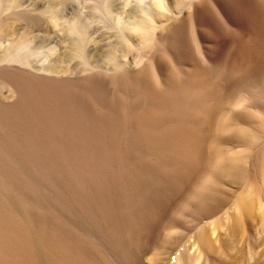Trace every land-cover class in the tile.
I'll list each match as a JSON object with an SVG mask.
<instances>
[{
	"label": "bare ground",
	"instance_id": "1",
	"mask_svg": "<svg viewBox=\"0 0 264 264\" xmlns=\"http://www.w3.org/2000/svg\"><path fill=\"white\" fill-rule=\"evenodd\" d=\"M16 1L18 0H0V41L7 37L9 38V36L16 37H14V39L10 37L12 41L9 39L11 41L9 46H4L6 48L3 47L4 50L2 55L0 54V62L10 59L13 61L14 59L12 58H17L20 51L27 46L31 38H33L29 30H26L22 34H19L17 31L19 35L16 36L17 32L15 31L17 28L15 25L17 22L20 21L21 23V20L29 21L30 24H32L31 28H35L39 31L47 32L49 30H54L59 26L58 20L63 14L61 11L62 7L64 8L69 0H49L47 8L44 10V13L48 15L45 14L47 19L45 20V18H43L44 22H41V20L38 19L39 17L30 18L28 14L29 18L25 14L26 18L21 15L18 17V13L17 17L12 14V16L8 15L9 17L3 18L2 11L10 9L12 6L14 7L17 3ZM93 1L94 4L88 7L89 19L103 20L104 17L111 18L108 23H110V21H112V23L107 26L108 28L106 27V29L112 27L117 34H115V36L118 37L117 44L111 45L107 52L108 64L111 66L112 70H114V75L112 78L110 77L109 80L111 81L112 79V81H115L118 85L120 84V86L131 87L133 92L138 93L139 96H134L135 104L133 103L135 108L139 109L138 112L135 111L134 113L133 109H131L134 115L128 116L127 113V115H120L125 122L123 128H129V124L136 126L135 131L138 137L137 139L143 142L141 145L137 142L134 144V141L132 143L135 149L139 146V151L136 150V154L139 153V156L137 159L135 158V162L133 161L132 163L135 164V172H128L119 176L117 175V169H115L117 167L119 168V166H114V168L113 165L115 163H113L111 167V164H108V162L107 164L111 167L112 172L116 170L114 171L116 173L108 175L110 168L108 169L109 172L106 169L107 171H105L107 174L105 172V174H101L102 178L95 177L96 174H93V172L92 174H87L88 172L85 173L82 167L85 174L81 173V170L75 173L71 171L72 169H66V171L69 170L71 173L73 172L70 176L68 174L69 185H67L68 183L66 184L60 181V177L53 175L56 176L57 179L60 178L58 180L61 184H66V187L63 185L58 186L59 184L55 177L53 180H56V185L53 187H51L53 183L49 185L50 187L43 186L44 183V185H47V181H43L44 183L40 186V183L37 184L35 180H31L32 184H37L39 186L25 187L27 189H21L23 190L22 192L19 188L15 187L14 184L16 183H13V177H10L12 180L8 177L11 173H8V176H4L2 175L4 172H0V264H264V198H262L264 191L262 195H257L253 187H247L243 189L242 192H239L237 189L238 185H242L249 179L250 172L252 171L251 169L249 172L252 165L250 164L249 158L253 156L249 154L253 151V147L256 148L255 154L257 153L258 156H260L258 160H260L262 166H264V147L260 146L261 142L259 143L261 139L264 141V133L260 135L256 131L246 127L239 129L241 128V124H245V122L252 120L255 111L264 107V10L263 12L261 11L262 9L258 10L261 6V0H244L248 6L243 8L247 9V7H249V12L247 14L245 13V15L243 14V9V11H241V13L243 12L241 14L242 16H240L239 12V2L242 0H171V3H169V0H151L149 4H143L142 0H138L137 4L133 5L135 7L131 10L129 9V12L127 11L128 13L124 12L125 14H123V10H121L123 6L125 7L123 1H121L123 5L120 3L121 7H119L122 13L116 12L113 5L110 4L112 1L110 3L107 2L108 0ZM130 3L128 4V8H132ZM261 4H264V2ZM212 5L224 13L228 19L227 22L230 21L231 24H236L242 17L243 20L247 18L249 23L252 22L258 26L260 32L258 34H260L259 36L261 38H259L261 41L259 40L260 42L252 47L255 50L254 54L252 53V56H254L253 59L257 57V60L258 58L260 60L256 62L258 65L255 63V67L249 66L250 68H248L243 65L235 66L232 62L231 65H227L225 62L222 63V61L215 62L212 57H210L211 55L209 56L213 49L210 48L211 52L209 48H207L209 51H205L206 47L203 43L208 42H204L201 37L206 35L207 37L205 38L208 39V34L206 33L205 35L199 36L200 33L196 31L197 23L199 22V26H201L202 22V27H207L208 24L209 29L211 25L212 27L214 26L211 29L212 31H214L213 29L222 27V25L227 26V23L223 20L221 23L217 22V14H215V11L210 10L212 9ZM209 6H211V8ZM185 9H187V11L189 10L188 15L185 14L187 17L178 20V15H181ZM125 10L126 8L124 11ZM261 12L262 15L260 14ZM243 15H245V17H243ZM88 23L90 22H87L85 17L82 19L79 16L67 22L66 25H63L61 31L63 32L62 38L68 41L69 44L68 49L70 51H68V53L77 57V59H79L78 61L82 60L84 69H87L89 66L86 61L89 56L86 58V53L92 39L90 30L91 25ZM26 24L28 25V23ZM241 25L239 24V26ZM250 25L251 24H249V26ZM242 27L246 30L244 25L241 27L236 26V28ZM211 30H209V32ZM216 30L220 31V29ZM248 30L249 29H247V31ZM250 30L252 38V33H254L252 30H254V28H250ZM240 32L244 33L246 31ZM204 33L203 31L201 34ZM241 33H239V35ZM187 34L188 38L186 36ZM220 34L221 37L223 31ZM233 34L234 37L238 35V33H236L237 35L235 36L234 32ZM248 34L250 35V31ZM219 35H210L209 38L211 39L212 36L217 37ZM225 35L227 34L225 33ZM257 36L258 35H256V37ZM117 37L115 38L116 40ZM216 37H212V39L215 40ZM221 38H223V36ZM217 40L219 42V39ZM255 41L257 42L258 40L256 39ZM213 43L216 44L217 42ZM106 44L107 43L104 45L103 43L104 48ZM2 46L3 44H1L0 47ZM215 48L214 50H216ZM207 51L210 53H206ZM100 52L103 51L100 50ZM132 53H135V56L132 57L138 58L139 62L142 63V66L136 71H130L124 65V58ZM23 57L25 61L28 58L26 56ZM215 57H217V61H220L222 58L221 56L218 60V56L215 55ZM64 58L67 57L64 56ZM68 59L70 58L68 57ZM133 59L132 61H134ZM27 60L29 61V59ZM61 61L62 59L58 58L53 63L49 62L50 64L48 63L46 68L49 72L53 70L65 74L68 70L66 67L64 68L60 65ZM234 62H237V60ZM25 63L27 64V62ZM136 63L134 62L133 65ZM161 63H164L163 65L165 66H161ZM4 64L6 63L4 62ZM13 65L16 64L14 63ZM104 65L106 64L104 63ZM136 66H138V63ZM43 67L41 69H43ZM130 68L132 69V66ZM0 73L3 74L6 72L4 69H0ZM3 76L0 77V79L3 78ZM102 77L101 75V78ZM98 78H100V75H98ZM10 80L12 82V78ZM87 80L88 79H86V81ZM51 81H54V79ZM20 82L21 81H19V84H22ZM52 83L53 82H51V84ZM6 84L7 83H3L5 88L8 86ZM1 85L2 82L0 81V87ZM32 85L30 87H32ZM12 86L13 84H11V87ZM17 86L18 82L15 87ZM22 87H24V85ZM2 88L3 87H1V89ZM12 88L15 89L14 87ZM16 89H18V87ZM30 90L33 89L28 88L25 90V93ZM45 90L47 89H44V91ZM16 92L18 93V90L13 91L12 98L15 97V94H17ZM133 92L132 94H135ZM22 93L19 90L18 94L23 95ZM29 93L26 94L27 97ZM121 93L124 92L121 91ZM121 93L118 91V94L122 95ZM142 93L146 96L143 97L144 95ZM18 94V98H15V102L20 101ZM30 95L33 96L34 94L31 93ZM30 95L28 99H26L27 101L31 100ZM36 96L37 95H35V97ZM40 97L42 98V96ZM40 97H36V100L33 98L30 104L32 105L34 100H41L38 99ZM146 97L148 102L143 99ZM100 99H102V97ZM13 102L11 104H13ZM0 103L2 104L3 102L0 101ZM36 103L37 102H35V104ZM119 103L124 106L125 103L122 97L119 98ZM11 104L6 105L4 103L2 104L3 106L0 105L4 110L3 115L7 113L6 115L11 117L10 115L12 114L10 111V113L7 111L5 112V110H7L6 106H10ZM23 104H21L22 108H24ZM13 105H15L16 108L18 104ZM13 105L11 107L14 108ZM128 105L130 104L128 103ZM45 107H47V105ZM13 108H10V110H13ZM17 108L19 109L20 107ZM35 109L37 110V108ZM122 109L125 111L124 107ZM109 110L113 111L111 108ZM117 110L119 111L120 109L118 108ZM154 110H156V113L157 111L164 112V115L171 114L175 117V120L168 116L172 119L170 120V124L163 125L161 123L167 120V117L161 119L164 118L163 115V117H159L160 121L162 120L161 123H154L152 119L154 117H150V115L155 112ZM110 113L108 112V114ZM113 113L111 116H113ZM118 114L115 116H118ZM3 115L2 117H5ZM158 115L160 114L158 113ZM13 116H15L14 113ZM2 117L0 118L2 119ZM156 117L158 118V116ZM157 118L154 119L156 122ZM1 119L0 122L4 120ZM13 120H17L16 117ZM13 120L8 119L7 121ZM253 120H255V118ZM118 121L121 122L120 119ZM10 124L8 125L9 127ZM126 124H128V126H126ZM119 125L121 126V123ZM2 127L5 126H0V128ZM115 127H117V125ZM262 127L261 130H263ZM123 128H121V130ZM13 129L15 128L13 127ZM19 129L16 130L19 131ZM11 132L13 133V130ZM115 132L117 134L118 130L114 131L113 128L111 132L112 137L113 135L116 136V134H114ZM119 132V136L121 137L120 129ZM14 134L15 139H17L16 136L19 134H16V131ZM9 135L6 136L9 137ZM105 135H107V140H112V137L108 138L110 134L106 133ZM117 137L118 136L115 138ZM29 141L27 142L28 144H30ZM129 141L130 138L128 142ZM38 142L39 141L34 139V144ZM42 142L43 140H41V143ZM103 142L104 140L102 143ZM111 142L112 141H109V143ZM114 142L120 143V141L117 140L113 141L111 144H114V147L117 144ZM23 143L26 144L25 142ZM126 143L127 142H125V144ZM3 144L2 142V146L6 145ZM24 144L22 145L24 146ZM111 144L109 146H111ZM132 144L128 143V145L131 146ZM12 145L15 144L12 143ZM36 146L37 145H35V147ZM112 146L109 148L110 150L107 148L110 153L105 150L106 147L100 146L105 150H101L103 152L102 154L105 156V152L107 151L106 153L111 155ZM27 147L29 148V146ZM17 148L18 147L15 149ZM123 148L124 147H121V152ZM237 148H241V150L237 151ZM54 149L52 148V150H50L49 148V151L53 152ZM98 149L100 150V148ZM42 150L46 151L44 149ZM56 150L58 149H55L54 153L57 152ZM99 150H97V152H99ZM118 150L120 151V148H118ZM126 150L123 149V152ZM132 150L133 148H131V151ZM20 151L22 152L23 150ZM28 151L27 153H29ZM115 151H117V149ZM34 152L33 154H35ZM127 152L128 151H126V153ZM126 153L124 152V154ZM45 154L46 156L43 157L44 159L47 158V153ZM11 155L15 158L12 152ZM57 155L55 159H57ZM117 155H113V157L109 156L110 160L112 158L116 159L115 157ZM38 156L40 157V154ZM50 156H48L47 160H49ZM65 156L67 157V155ZM65 156L58 157V159L62 158V161L65 159ZM121 156L122 155L119 157ZM254 156L253 158H256V156ZM53 157L55 156L50 157V159L53 160ZM144 157L147 159L152 158L151 162H146ZM100 159L103 160V158ZM27 160L29 162V159ZM33 160L35 162V159H32V161ZM124 160H127V163L131 161V159L126 158ZM254 160H251V162ZM32 161H30L31 164L28 163L29 165L25 164L27 170L29 166L32 165ZM43 161L45 162V160ZM83 161H85V158ZM112 161L114 162L113 159ZM37 162L38 161H36V164ZM44 162L43 164L45 166L50 163L47 162L46 164ZM99 162L103 165L106 161L102 163L100 160ZM5 163L8 162L6 161ZM55 163L57 162L55 161ZM75 163L76 162H73V165ZM122 163L123 162L119 164ZM17 164H20L19 161ZM83 164L85 165V163ZM117 164L116 162V165ZM53 165L54 164H52V166ZM58 165V171H60L61 165L59 161ZM6 166L4 165L3 168ZM37 166V168H39V166L41 167L39 162ZM122 166L120 165V168ZM124 166L126 167L125 164ZM15 167L13 169H16ZM57 167L58 166H56V168ZM3 168L2 170H4ZM44 168L46 169V167ZM100 168L102 169V167ZM7 169L9 170L10 168ZM13 169L12 171H14ZM36 169L34 172L37 171ZM86 169L88 171V168ZM49 170H46V172H49ZM53 170L52 172L57 169ZM112 172L110 174H112ZM30 173L32 176L33 172H29L28 176ZM64 173L66 172L64 171ZM35 176L37 175L32 177L35 178ZM46 176H44V179ZM65 176L63 174L61 177L65 178ZM17 177H15L16 181ZM47 177L49 178V176ZM22 178L23 182L26 183L27 180L25 182L24 177ZM18 181L20 182V180ZM21 185H19V187ZM232 197L234 201L232 203L231 200L230 203H232L233 213L228 212V210L223 211L222 209L225 203L227 200L232 199ZM220 215L223 216L220 217ZM254 223L256 224L253 225ZM257 233L261 235V238L258 240H256V236H258Z\"/></svg>",
	"mask_w": 264,
	"mask_h": 264
},
{
	"label": "rangeland",
	"instance_id": "2",
	"mask_svg": "<svg viewBox=\"0 0 264 264\" xmlns=\"http://www.w3.org/2000/svg\"><path fill=\"white\" fill-rule=\"evenodd\" d=\"M48 1L49 0H18V1H16L17 3L14 5V7L12 6V7H10V9H6V10H3L1 13L3 14V16H2V14H1V16L3 17V18H6V17H9L8 15H10V16H12V14H13V16H18V14H19V16L18 17H20V15L22 16V17H25V15H29L30 16V18H32V17H36V18H38V19H40L41 20V22L43 21L44 22V19L43 18H45V20L47 19V14L46 13H44V10L47 8V6H48ZM112 1V2H111ZM121 1H123L124 2V5H125V7L123 6L122 8H121V10H123V14H125L127 11L129 12V9L131 10V9H133L135 6H133V5H135V4H137V2H138V0H135V1H133V0H108L107 2H111L110 4L111 5H113V8L116 10V12H119V13H122V11H120L119 9V7H121L120 6V3H121V5H123V2H121ZM174 1V0H173ZM127 2H131L130 4H131V6H132V8H128V4L129 3H127ZM136 2V3H135ZM145 2V3H144ZM261 3H263L264 2V0L262 1H260ZM259 2V3H260ZM125 3H127V4H125ZM142 3L143 4H149V3H151V0H142ZM169 3H171V0H169ZM240 4V8H239V12H240V16H242L241 14L243 13H241V11H243V7H246V6H248L247 4H246V1H244V0H242V1H240L239 2ZM260 3V9H258V10H261L262 12H263V10H264V4H261ZM91 4L93 5L94 4V1L93 0H69L68 2H67V5L66 6H64V8L62 7V10L61 9H59V10H61L62 11V17L58 20V24H59V26L56 28V29H54V30H49V31H47V32H45V31H39V30H37V29H35V28H31L32 27V24H30V22L29 21H24V20H21V23H20V21L19 22H17V24L15 25V27L17 28V30L15 31V32H19V34H22L23 32H25L26 30H29V33H30V35H31V37H33V38H31V41L29 42V44L27 45V46H25L21 51H20V53H19V55H18V57L17 58H12V59H14L13 61L10 59V60H8V61H4L6 64H4V62H0V69H4L5 70V72L6 73H0V77H2L3 75V78H1L0 79V81L2 82V85H3V83H7L6 85H8V86H6V88L4 87V85L2 86L1 85V87H3L2 89H1V87H0V91H1V93H0V95H2V96H0V101L1 102H3L2 104H6V105H9V104H11L13 101V104H18V105H16L17 107H20L19 109L16 107L15 108V105H13V104H11L10 106H6V108H7V110H5V112L7 111L8 113H10L11 112V114L12 115H10L11 117H8V115H6L7 113H5V115H3L4 114V110H3V108H2V104L0 103V105H2V106H0V117H2V115L3 116H5L6 117V120H5V117H2V119H4L3 121H1L0 122V124H2V123H6V124H2V125H0V126H5V127H2V128H0V138H2V139H0V172H4L2 175H4V176H6L8 173L10 174V176H8L9 178L10 177H13V180H12V178H10L12 181H13V183H16V184H14L15 185V187L16 188H19L20 190L21 189H27L28 187H32V186H36L37 184H39L40 186H42V184L44 183V182H46L47 183V185H44L43 184V186H45V187H50L49 185H51V183H53L52 185H51V187H53V186H55L56 185V180H57V183L59 184H57L58 186H67V185H69V183H68V181H69V178H68V174H69V176L71 175V174H73V172H79L80 170H81V173H87V174H92V172H93V174H96L95 175V177L97 176V177H101V174L103 175V173L105 172L106 174H107V170L109 169L110 170V172H109V170H108V172H109V174L108 175H113V173L115 174L116 172H114V171H116V170H114L113 172H112V170H111V167H112V165H113V163H115L114 165H113V167L114 166H119V168H120V165L122 166L120 169L117 167V168H115V169H117V175H124V174H126V173H128V172H135V169H136V167L134 166L135 164H132L133 163V161L135 162V160L138 158V156H139V153H137L136 154V150H138V148H139V146L138 145H136V146H138V147H136V149H135V147H133V145L134 144H136L135 142H137L138 144H143V142L142 141H140V139H137L138 137H137V134H136V126H133L132 124H129V126H128V124H126V126H128L129 128H127V127H124L123 128V126H125V122H124V120H123V117H121V116H123V114H125V115H127L128 114V116L129 115H134L132 112L134 111V113H135V111H137L138 112V108L136 109L135 108V106H134V104H135V101H134V99H135V97L134 96H136V97H139L138 96V93H135V92H133V89L131 88V87H128V86H123V85H121L120 86V84L118 85V83H116L115 81H112V79H111V81L109 80L110 79V77L112 78V76L114 75V70H112V68H111V66H109V64H108V61H107V52H108V50H109V48H110V46L111 45H116L117 44V41H118V37L117 36H115V30L112 28V27H109V29H106V27L107 26H109L111 23H112V21H110V23H108V21H109V19H111V18H103V20H101V19H94V20H92V18H90L89 19V17L90 16H88L89 14H88V12H89V9H88V7L89 6H91ZM210 4V3H209ZM246 4V5H245ZM119 5V6H118ZM127 5V6H126ZM17 6V7H16ZM117 6V7H116ZM131 6H129V7H131ZM61 7H59V8H61ZM84 7V8H83ZM87 7V8H86ZM210 8H211V6H209ZM262 7V8H261ZM126 8V10L124 11V9ZM209 8V9H210ZM215 6H213L212 5V9H210V10H213V11H215V14H217V22H222V20L224 21V22H226L227 23V26L225 25H222V27H220V28H216V29H220V31H218V30H216V29H213L214 31H212L211 29L214 27H212V25H211V28L209 29V25L207 24V27H205V29H204V27H202V22H201V26H199V22L197 23V25H196V31H197V33H200V35L199 36H202V35H205L206 33L208 34V39L207 38H205V37H207L206 35L205 36H203V37H201V38H203L202 40L204 41V42H208V43H203L204 44V46L206 47V49H205V51L206 50H208L207 48H209V50H210V48H212L213 49V51L211 52V50H210V52L211 53H213V54H211L210 52H206V53H210L209 54V56L210 57H212V59H213V61H215V62H221L222 61V63H224L225 62V64H227V65H231V62H232V64L233 65H237V66H239V65H243V66H245V67H248V68H250V67H255V63L256 62H259L260 60H259V58H258V60H257V57H255L254 59H256V60H254L253 59V57L254 56H252L253 54H254V48H252L256 43H258V42H260L261 40H260V34H258V33H260L259 32V28H258V26L257 25H255L254 23H252V22H250L249 23V21L247 20V18H245L244 20H243V18L241 19V20H243V21H241L240 19L236 22V24L235 23H230V21L229 22H227V17L225 16V14L224 13H222L218 8H216ZM72 9H73V11H72ZM83 9V10H82ZM80 10V11H79ZM216 10H218V11H216ZM247 10V11H246ZM42 12V13H41ZM74 12V13H73ZM80 14H79V13ZM125 12V13H124ZM127 12V13H128ZM249 12V7H247V9L245 8L244 9V13L243 14H247ZM262 12L260 13L261 15H262ZM14 13H15V15H14ZM18 13V14H17ZM188 13H189V10L187 11V9H185V10H183V12L181 13V15H178V20L181 18V19H184V18H186L187 17V15H188ZM17 14V15H16ZM25 14V15H24ZM44 14V15H43ZM45 14L47 15V16H45ZM185 14H187V15H185ZM222 14H224V15H222ZM245 14V15H246ZM27 15V16H28ZM84 15V16H83ZM219 15V16H218ZM222 15V16H221ZM245 15H243V17H245ZM263 15H264V13H263ZM29 16H28V18H29ZM80 16V18H86L87 19V22H90V23H88V24H90L91 25V28H90V30H91V41H90V46L88 45V48H87V53H86V58H87V62H88V64H89V66H88V68L87 69H84V64H83V61L82 60H80V61H78L79 59H77V57H75V56H72L71 54H69L68 53V51H70L68 48H69V44H68V41H66V40H64L62 37H63V32H61L62 31V26L63 25H66L67 24V22H69L70 20H72V19H74V18H76V17H79ZM87 16V17H86ZM181 16V17H180ZM221 16V17H220ZM40 17H42V18H40ZM247 17V16H246ZM26 18V17H25ZM220 18H222V19H220ZM107 19V20H106ZM90 20V21H89ZM11 21H14V20H11ZM106 21V22H105ZM241 21V22H240ZM245 21V22H244ZM23 22V23H22ZM24 22H25V24L26 23H28V25L26 26L25 24H24ZM93 22V23H92ZM32 23V22H31ZM246 23H248V24H246ZM24 24V25H23ZM34 24V23H33ZM105 24H107V25H105ZM214 24V23H213ZM239 24L241 25V26H243L244 25V27H246V30H245V28H236V26L237 27H241V26H239ZM249 24H251L250 26H249ZM205 25V24H204ZM246 25V26H245ZM101 26H103V27H101ZM232 26V27H231ZM235 26V27H234ZM247 26H248V28H247ZM99 27V28H98ZM104 27H105V29H104ZM201 27V28H200ZM31 28V29H30ZM108 28V27H107ZM250 28L251 29H253L254 28V30H252L254 33H252V38H254V39H252L251 38V30H250ZM19 29V30H18ZM223 29V30H222ZM232 29V30H231ZM234 29V30H233ZM247 29H249L248 31H247ZM111 30V31H110ZM200 30V31H199ZM209 30H211L210 32H209ZM96 31H97V33H96ZM199 31V32H198ZM205 32L204 34H201L202 32ZM217 31H218V33H217ZM223 31V34H222V36H223V38H221L220 37V33ZM224 31H225V33L227 34V35H225V33H224ZM231 31H232V33H231ZM240 31H242V32H244V31H246V32H244V33H241ZM250 31V35L248 34V32ZM18 32H17V34H16V36L17 35H19L18 34ZM21 32V33H20ZM215 32V33H214ZM220 32V33H219ZM228 32H229V34H228ZM233 32L235 33V36L237 35L236 33H238V35L237 36H239V37H234V34H233ZM102 33V34H101ZM239 33H241L240 35H239ZM107 34V35H106ZM219 35V36H215L216 37V41L214 40V39H212V37L213 38H215L214 36H212L211 37V39L209 38V36L210 35ZM232 34V35H231ZM117 35V34H116ZM225 35V36H224ZM228 35H230V36H228ZM243 35H247L246 37L245 36H242ZM256 35H258L257 37H256ZM102 36H104V37H102ZM106 36V37H105ZM110 36V37H109ZM187 36V38H188V34L186 35ZM241 36V37H240ZM254 36V37H253ZM14 39V37L13 36H9V38L7 37V38H5V39H3V40H1L0 41V46H1V44H3V46L2 47H0V54L2 55V53H3V50H4V48H6V47H8L9 46V44L11 43V41H12V39ZM51 37V38H50ZM117 37V40L115 39ZM227 37V38H226ZM233 37H234V40H233ZM255 37H256V39L258 40L257 42L255 41L256 39H255ZM260 37V38H259ZM16 38V37H15ZM105 38V39H104ZM110 38V39H109ZM111 38H112V40H111ZM230 38V39H229ZM11 41H10V40ZM50 39V40H49ZM206 39H207V41H206ZM217 39H219V42H218V40ZM235 39H237V40H235ZM242 39V40H241ZM251 39H252V41H254V42H252L251 41ZM6 42H5V41ZM64 40V41H63ZM106 40V41H105ZM116 40V41H115ZM210 42H209V41ZM212 40H214V41H212ZM260 40V41H259ZM66 41V42H65ZM236 41V42H235ZM249 41H250V43H249ZM46 42H48V43H46ZM110 42H112V43H110ZM212 42V43H211ZM213 42H217L216 44L215 43H213ZM102 43V44H101ZM103 43H104V45H105V43H107L106 44V46H105V48H104V45H103ZM115 43V44H114ZM253 43V44H252ZM7 45V46H6ZM4 46H6V47H4ZM215 46H216V48H215ZM4 47V48H3ZM101 47H103V48H101ZM222 47V48H221ZM94 48V49H93ZM214 48L216 49V50H214ZM251 48H252V50H251ZM27 49V50H26ZM29 49V50H28ZM68 49V50H67ZM97 49V50H96ZM60 50V51H59ZM100 50H102L103 52H100ZM240 50V51H239ZM245 50V51H244ZM99 51V52H98ZM215 51H216V54H215ZM68 53V55H67V53ZM97 52V53H96ZM242 52V53H241ZM246 52V53H245ZM103 53V54H102ZM253 53V54H252ZM25 54V55H24ZM98 54H99V58L100 57H102V58H100V61H99V58H98ZM100 54H102V55H100ZM220 56H219V55ZM244 54V55H243ZM251 54V55H250ZM51 55V56H50ZM60 55V56H59ZM191 55H192V53H191ZM215 55L216 56H218V60L221 58V56H222V58H221V60L220 61H217L216 59H217V57H215ZM20 56V57H19ZM23 56H26V57H28L27 59H29V61L26 59V61L23 59L24 57ZM50 56V57H49ZM64 56L65 57H67V58H64ZM96 56V57H95ZM132 56H135V53H132V54H129L126 58H124V61H125V63H124V65L128 68V70H130V71H132V70H134V71H136V70H138L141 66H142V63L141 62H139V60H138V58H135V57H132ZM193 56V55H192ZM214 56V57H213ZM240 56V57H239ZM68 57L70 58V59H68ZM72 57V58H71ZM122 57V56H121ZM194 57V56H193ZM239 57V58H238ZM243 57V58H242ZM252 57V58H251ZM49 58V59H48ZM58 58H61L62 59V61H61V64L60 65H62V67H66V69L68 70L67 71V73H61L60 71V73L58 72V71H53V70H50L51 72H49V70L46 68L47 67V64L49 63V62H54L56 59H58ZM95 58V59H94ZM134 58V59H133ZM65 59H67V60H65ZM97 59H98V61H97ZM126 59V60H125ZM132 59L134 60V61H132ZM135 59H137V60H135ZM253 59V60H252ZM22 60V61H21ZM24 60V61H23ZM47 60V61H46ZM96 60V61H95ZM225 60V61H224ZM229 60V61H228ZM237 60V62H234V61H236ZM240 60V61H239ZM13 63H12V62ZM15 61V62H14ZM20 61H21V63H20ZM66 61V62H65ZM103 61V62H102ZM106 61H107V63H106ZM123 61V62H124ZM126 61H128V62H126ZM25 62H27V64L25 63ZM29 62V63H28ZM138 63V66H136V64H134L133 65V63ZM227 62V63H226ZM229 62V63H228ZM246 62V63H245ZM12 63V64H11ZM16 64V65H13V64ZM25 63V64H24ZM72 63V64H71ZM82 63V64H81ZM104 63L106 64V65H104ZM127 63V64H126ZM50 64V63H49ZM78 64H80V65H78ZM131 64V65H130ZM164 63H161V66H165V65H163ZM22 65V66H21ZM96 65V66H95ZM130 65V66H129ZM256 65H258L257 63H256ZM31 66V67H30ZM34 66V67H33ZM44 66V67H43ZM77 66V67H76ZM129 66V67H128ZM132 66V69L130 68ZM250 66V67H249ZM3 67H5V68H3ZM26 67V68H25ZM43 67V69H41ZM76 67V68H75ZM93 67H94V70H93ZM7 68H8V71H7ZM13 68V69H12ZM20 68V69H19ZM45 68V69H44ZM133 68H135V69H133ZM165 68V67H164ZM12 69V70H11ZM38 69V70H37ZM47 69V70H46ZM11 70V71H10ZM15 70V71H14ZM19 70V71H18ZM44 70V71H43ZM86 72H85V71ZM103 70V71H102ZM17 71V72H16ZM22 71V72H21ZM52 71H53V73H52ZM9 72V73H8ZM13 72V73H12ZM75 72V73H74ZM97 72V73H96ZM104 72V73H103ZM7 73H8V76H7ZM20 75H19V74ZM72 73V74H71ZM96 73V74H95ZM101 73H103V74H101ZM6 74V75H5ZM15 76H14V75ZM94 74V75H93ZM105 74H107V75H105ZM17 75V76H16ZM98 75H100V78H98ZM101 75L103 76L102 78H101ZM108 75H109V77H108ZM89 76V77H88ZM96 76V77H95ZM107 78H106V77ZM8 79H7V78ZM12 78V82H11V79ZM16 78V79H15ZM18 78V79H17ZM19 78H21V79H19ZM22 78H24V79H22ZM93 78V79H92ZM7 79V81L5 82V80ZM50 80V84H51V82H53L51 85L49 84V80ZM54 79V81H51V80H53ZM86 79H88L87 81H86ZM95 79V80H94ZM109 81H108V80ZM8 80H10V81H8ZM17 80V81H16ZM21 81L20 83H22V84H19V81ZM24 82H23V81ZM48 80V81H47ZM72 82H71V81ZM106 80V81H105ZM15 81V82H14ZM10 82H11V84H13V86L12 87H14L15 89H13L12 87H11V84H10ZM17 82H18V89H16L17 87H15V85L17 84ZM93 82V83H92ZM102 82V83H101ZM10 85H9V84ZM33 85H32V84ZM48 83V84H47ZM96 84H98V85H96ZM114 84V85H113ZM115 84H116V86H115ZM24 85V87H22V86ZM32 85V87H30ZM89 85V86H88ZM111 85V86H110ZM118 85V86H117ZM19 86H21V87H19ZM8 87V88H7ZM19 88H23L22 90L21 89H19ZM33 89V90H30V91H26L27 93H29V92H31V93H33L34 95L33 96H31L30 94L31 93H29L28 94V97H29V95H30V98H31V100H33V98L36 100V97H40V96H42V98L40 97V98H38V99H43L42 101L41 100H39V101H35L34 100V103L31 105L30 103H31V100H26V99H28V97H27V93H25V90H27V89ZM97 88V89H96ZM44 89H47V90H45L44 91ZM90 89H91V91H90ZM92 89H94V90H92ZM111 89V90H110ZM3 90V91H2ZM17 91L18 90V93H19V90H20V92L22 93V91H23V95H20V94H18L17 92V94L19 95V98H20V101H18V102H15V100L18 98L17 97V94H15V97H11L12 96V93H13V91ZM41 91V92H40ZM89 91H90V93H89ZM118 91L121 93V91L122 92H124V93H121L122 95H120V94H118ZM127 91V92H126ZM133 93H135V94H132V92ZM93 92V93H92ZM109 92H110V94H109ZM107 93V94H106ZM106 94V95H105ZM118 94V95H117ZM143 94V93H142ZM35 95H37L36 97H35ZM92 95V96H91ZM94 95V96H93ZM128 95V96H127ZM144 95V94H143ZM23 96V97H22ZM44 96V97H43ZM46 96V97H45ZM98 96V97H97ZM102 97V99H100L101 97ZM133 96V97H132ZM146 95H144L143 97H145ZM106 99H105V98ZM120 97H122L123 98V100H124V106H122L120 103H119V98ZM126 97V98H125ZM142 97V96H141ZM16 98V99H15ZM23 98V99H22ZM29 98V99H30ZM99 98V99H98ZM130 98V99H129ZM5 99V100H4ZM21 99H22V101H21ZM144 100H146L147 101V97L146 98H143ZM23 100H24V102H23ZM26 100V101H25ZM117 100H118V102H117ZM46 101V102H45ZM106 101V102H105ZM115 101V102H114ZM132 101V102H131ZM134 101V102H133ZM25 104H23V103ZM28 102V103H27ZM33 102V101H32ZM35 102H37L36 104H35ZM39 102V103H38ZM148 102V101H147ZM20 103V104H19ZM112 103V104H111ZM128 103L130 104V105H128ZM134 103V104H133ZM21 104H23V107L24 108H22L21 106ZM28 104V105H27ZM31 106H30V105ZM40 104H41V106H40ZM14 106V108L13 107H11V106ZM39 105V106H38ZM43 105H44V107H43ZM47 105V107H45ZM5 106V105H4ZM37 106V107H36ZM103 106V107H102ZM112 106H115V107H112ZM32 107V108H31ZM117 107V108H116ZM124 107V109H125V111L122 109V108ZM6 108H4V109H6ZM10 108H13V110H15V111H13V110H10ZM30 108V109H29ZM35 108H37V110L35 109ZM46 108V109H45ZM113 109V111H114V113H113V111L112 110H109V109ZM120 109L119 111L117 110V109ZM17 109V110H16ZM49 109V110H48ZM131 109H133V111L131 110ZM261 109V110H260ZM260 109H258L257 111H255L253 114V118H252V120L255 118V120H249V121H247V122H245V124L243 123V124H241L240 125V127L241 128H239V129H242V127L243 128H248V129H251V130H253V131H256L257 133H259L260 135L261 134H263L264 132V107H261ZM3 110V111H2ZM28 110V111H27ZM128 110V111H127ZM263 110V111H262ZM10 111V112H9ZM23 111V112H22ZM30 111H31V113H30ZM36 111H37V113H36ZM41 111H43V112H41ZM127 111V112H126ZM155 112H153L152 113V115H154V116H152V115H150V117L152 118V117H154V118H152L153 119V121H154V123H161V121H160V119H159V117H163V115L165 114L164 112V114L161 112V111H157V113H156V110H154ZM46 112V113H45ZM108 112L110 113V114H108ZM119 114H118V113ZM130 112V113H129ZM13 113H14V115L15 116H13ZM113 113V116H111V114ZM127 113V114H126ZM158 113L160 114V115H158ZM45 114V115H44ZM47 114V115H46ZM66 114V115H65ZM116 114H118V116H115ZM166 114H168V113H166ZM43 115H44V117H43ZM121 115V116H120ZM162 115V116H161ZM171 115V114H170ZM164 115V118H161V119H165V117H167V120H165V121H163L161 124H163V125H169L170 124V120H172V119H170V118H173V120H175V117L173 116V115ZM13 116V117H12ZM25 116H27V117H25ZM35 116H36V118H35ZM156 116H158V118L156 117ZM170 118H169V117ZM15 117H16V119L19 121H17V120H13V119H15ZM114 117H116V118H114ZM19 118V119H18ZM27 118H28V120H27ZM105 118V119H104ZM122 118V119H121ZM157 118V122L154 120V119H156ZM1 119V118H0ZM1 119V120H2ZM8 119H12L13 121H7ZM34 119H36V120H34ZM107 119V120H106ZM121 120V122L120 121H118V120ZM151 119V120H152ZM50 122H49V121ZM68 120V121H67ZM17 123H16V122ZM27 121V122H26ZM108 121V122H107ZM159 121V122H158ZM7 122H10V123H12V124H10V123H7ZM47 122V123H46ZM118 122V123H117ZM253 122V123H252ZM41 123V124H40ZM49 123V124H48ZM70 123V124H69ZM117 123V124H116ZM121 123V126L119 125ZM250 123V124H249ZM10 124V127L8 126ZM19 126H17V125ZM50 126H48V125ZM75 124V125H74ZM8 126V128L6 129V127ZM12 125H14V126H12ZM117 125V127H115V126ZM11 126H12V129H11ZM25 126V127H24ZM43 126H45V127H43ZM109 126H111V127H109ZM249 126V127H248ZM253 126V127H252ZM263 126V127H262ZM13 127L15 128V129H13ZM52 127V128H51ZM251 127V128H250ZM261 127H262V129L263 130H261ZM4 128V129H3ZM11 129V131L13 130V133L10 131V129ZM20 128V129H19ZM51 128V129H50ZM108 128V129H107ZM113 128H114V131H116V130H118V132H117V134H116V132L114 133V134H116V136H118L117 138H115L116 136L115 135H113V137L111 136L112 135V130H113ZM120 129V131H121V137L119 136V129ZM121 128H123L122 130H121ZM3 129V130H2ZM16 129H19V131L18 130H16ZM49 129V130H48ZM48 130V131H47ZM107 130H109V131H107ZM5 131V132H4ZM10 131V132H9ZM15 131H16V134H19V135H17L16 137H17V139H15ZM22 131V132H21ZM52 131V132H51ZM124 131V132H123ZM18 132V133H17ZM135 132V133H134ZM260 132H262V133H260ZM8 133V134H7ZM50 133H52V134H50ZM55 135H54V134ZM110 134V136H108V138H111L112 137V140L110 139H108L107 140V135H105V134ZM124 133V134H123ZM3 134V135H2ZM8 136L9 134V137H7L6 135ZM25 134V135H24ZM49 134V135H48ZM131 134V135H130ZM12 135H13V137H12ZM48 135V136H47ZM133 135V136H132ZM21 136V137H20ZM38 136V137H37ZM106 138H105V137ZM115 136V137H114ZM41 137V138H40ZM62 137V138H61ZM102 137H104V138H102ZM135 137H136V139L139 141H137L136 139H135ZM12 138V139H11ZM51 138V139H50ZM119 138V139H118ZM129 138H130V141L128 142V140H129ZM133 138H134V140H133ZM21 139V140H20ZM24 139H26V140H24ZM34 139L36 140V141H39L38 143H35L34 144ZM43 140V144L41 143V140ZM57 139V140H56ZM99 139V140H98ZM101 139H103L104 140V142L102 143V141L103 140H101ZM114 139V140H113ZM126 141H125V140ZM132 139V140H131ZM30 140V141H29ZM60 140V141H59ZM120 141V143L118 142H116L117 144H119V145H117L115 142V147H114V144H111L113 141ZM123 140V141H122ZM4 143V144H6V145H4L5 146V148L7 147L8 148V151H7V148L5 149L4 148V146H2L1 145V143L2 142ZM29 141V143L30 144H28L27 142ZM32 141V142H31ZM50 142V143H48V142ZM59 141V142H58ZM99 141H100V143H99ZM106 141V142H105ZM109 141H112L111 143H109ZM124 142V143H122V142ZM132 141V142H131ZM133 141H134V144H132L133 143ZM7 142V143H6ZM9 142V143H8ZM18 142H19V144H18ZM23 142H25L26 144H24ZM58 142V143H57ZM125 142H127L126 144H125ZM142 142V143H141ZM261 142V143H260ZM264 141L261 139V141H259V143H260V146H262V147H264ZM11 143V144H10ZM12 143L13 144H15V145H12ZM20 143H21V145H20ZM32 143V144H31ZM47 143V144H46ZM57 143V144H56ZM67 143V144H66ZM72 143V144H71ZM87 143V144H86ZM109 143V144H108ZM128 143L129 144H132V146L131 145H128ZM8 144H10V145H8ZM19 146H18V145ZM22 144H24V146L26 147H24ZM46 146H45V145ZM60 144V145H59ZM111 144V146H112V152H114L116 149H117V151H115L114 153H112L111 152V155H109L108 153H106L107 151H109L110 149L109 148H111V146H109ZM263 144V145H262ZM29 146V148L27 147V146ZM31 145V146H30ZM34 145V146H33ZM35 145H37L36 147L38 148V149H40V150H38L36 147H35ZM51 145V146H50ZM54 145V146H53ZM63 146V148H62V146ZM108 145V146H107ZM13 148H12V147ZM18 147L17 149H15L16 147ZM33 146V147H32ZM49 146V147H48ZM100 146H102V147H106L105 148V150H107V148L109 149V150H107L106 152H105V156L107 157V158H109V156L110 157H113V155L115 156V155H117L115 158L116 159H114V158H112L113 160H114V162L112 161V159L110 160V158L109 159H107L105 156H104V154H102L103 152L101 151L103 148H101ZM128 146H130V147H128ZM34 147H35V149H34ZM43 147V148H42ZM54 149L55 147V149H58V150H56L57 152H59L60 153V155H59V153H54L55 152V149H54V151L52 152V151H49V148H50V150H52V148ZM59 147V148H58ZM121 147H124L123 149L124 150H126V151H128L127 153H126V151H124L126 154H124V152H123V149H122V152H121ZM25 148V149H24ZM47 148H48V150H47ZM98 148H100V150L98 149ZM115 148V149H114ZM118 148H120V151L118 150ZM131 148H133V150L131 151ZM253 148H255V147H253ZM252 148V152L249 154L250 156H251V154L254 156H256V154H255V151H256V148L255 149H253ZM11 149V150H10ZM13 149H15V150H13ZM29 149H31V150H29ZM32 149H34V150H32ZM42 149H44V150H46V151H43ZM66 149V150H65ZM9 150H10V152H9ZM20 150H23L22 152L20 151ZM29 150V151H28ZM62 151V153H61V151ZM97 150H99V152H97ZM104 150V149H103ZM104 150V151H105ZM237 151L238 150H241V148L239 149V148H237L236 149ZM14 151V152H13ZM27 151L29 152V153H27ZM35 151V152H34ZM40 151V152H39ZM48 151V152H47ZM66 151H67V154H66ZM101 151V152H100ZM139 151V150H138ZM137 151V152H138ZM11 152H12V154H14L15 155V158L11 155ZM17 152V153H16ZM33 152L36 154V152H37V154L35 155V154H33ZM39 152V153H38ZM47 153V158H43V157H45L46 156V154L45 153ZM80 152V153H79ZM116 152H117V154H116ZM121 154H120V153ZM131 152V153H130ZM135 152V153H134ZM141 152V151H140ZM22 153H23V155H22ZM25 153V154H24ZM27 153V154H26ZM42 153V154H41ZM50 153V154H49ZM98 153V154H97ZM99 153H101V154H99ZM109 153H110V151H109ZM133 153V154H132ZM254 153V154H253ZM2 154V155H1ZM4 154V155H3ZM28 154H29V156H28ZM40 154V157L38 156ZM44 154V155H43ZM53 154V155H52ZM58 156V157H63V156H65V155H67V157L65 156L64 158L65 159H63L62 161H61V159L62 158H59L58 159V157H57V159H55L56 158V155ZM74 154V155H73ZM93 154V155H92ZM95 154H97V155H95ZM22 155V156H21ZM26 155H27V157H26ZM50 155H52V156H55V157H53L52 159L53 160H51L50 159V157H52V156H50ZM62 155V156H61ZM79 155V156H78ZM108 155V156H107ZM120 155H122L121 157H119ZM125 155V156H124ZM33 156H34V158H33ZM48 156H50L49 157V160H47L48 159ZM74 156V157H73ZM83 156H84V158H85V161H83ZM85 156H87V157H85ZM102 156V157H101ZM126 159H131V161H128V163H127V160H124L125 158ZM129 156V157H128ZM249 156V157H250ZM253 156L251 157V158H249L250 159V164H252L251 165V167H250V165H249V167H250V169H249V172H250V170L252 169V171L250 172V176H249V179L247 180V181H245V183H243L242 185H238L237 186V189L239 190V192H242V190L243 189H245V188H247V187H253L254 188V191H255V194H257V195H262L263 194V191H264V172H263V170H264V166H262V164H261V161L260 160H258L259 158H260V156H258V154H257V156H256V158H253ZM254 156V157H255ZM25 157V158H24ZM82 157V158H81ZM5 158V159H4ZM10 158V159H9ZM22 158V159H21ZM30 158H31V160H30ZM42 159V161L43 160H45V162L44 163H46L47 164V162L49 163L50 162V160H51V162L50 163H52V164H54L53 166H52V164H47V166H45L44 164H43V162L41 161V159ZM70 158V159H69ZM74 158H76V159H74ZM88 158V159H87ZM100 158H103V160L102 159H100ZM121 158H124L123 160H120ZM136 158V159H135ZM253 158V159H252ZM3 159V160H2ZM26 159V160H25ZM27 159H29V162H28V160ZM32 159H35V162H34V160L32 161ZM55 159V160H54ZM68 159V160H67ZM72 159V160H71ZM74 159V160H73ZM87 159V160H86ZM97 159H98V161H97ZM110 160V161H107V160ZM119 159V160H118ZM133 159V160H132ZM135 159V160H134ZM144 159H146L145 161L146 162H151V160H152V158H149V159H147L146 157H144ZM254 159H256V160H254ZM13 160V161H12ZM15 160V161H14ZM20 160H21V162H20ZM23 160V161H22ZM47 160V161H46ZM80 160V161H79ZM101 160V162L103 163L104 161H106L105 163H103V165H101V163L99 162ZM116 160H118V161H116ZM251 160H254V161H252L251 162ZM2 161V162H1ZM7 161L8 163H5V162ZM18 161H19V165L17 164L18 163ZM25 161V162H24ZM30 161H32V165H30L29 166V168H28V166H27V168H28V170H29V172H33L32 174V176L34 177V175H37V176H35V178H33L32 176H31V173L29 174V176H28V170L25 168L26 166H25V164L26 165H29V164H31V162ZM36 161H38L39 162V165H41V167L39 166V168H37L38 166V162H37V164H36ZM55 161L57 162V163H55ZM58 161H59V164L62 166V167H64V168H62L61 166H60V171H58L59 170V165H58ZM65 161V162H64ZM66 161H67V163H66ZM118 163L117 165H116V162ZM12 162V163H11ZM40 162H42V163H40ZM63 162V163H62ZM69 162V163H68ZM71 162V163H70ZM73 162H76L74 165H73ZM97 162H99V163H97ZM107 162H108V164H111V167L107 164ZM110 162H112V163H110ZM121 162H123L122 164H119V163H121ZM256 162H258V163H256ZM260 162V163H259ZM4 163V164H3ZM24 165H23V164ZM29 163V164H28ZM33 163H35V164H33ZM83 163H85V165L83 164ZM127 163V164H126ZM2 164V165H1ZM12 164V165H11ZM23 166H22V165ZM65 164H67V165H65ZM76 164H81L80 166L79 165H76ZM89 166H88V165ZM98 164H100V165H98ZM105 164H106V166H105ZM124 164L126 165V167L124 166ZM254 164V165H253ZM258 164V165H257ZM4 165L6 166L5 168H3L4 167ZM9 165H11V166H9ZM34 165V166H33ZM43 165V166H42ZM58 166L57 168H56V166ZM64 165V166H63ZM69 165V166H68ZM97 165V166H96ZM2 166V167H1ZM17 169H13L14 167ZM37 166V167H36ZM52 166V167H51ZM67 166H68V168H67ZM87 166V167H86ZM103 166H105V167H107V168H105V167H103ZM128 166V167H127ZM132 166V167H131ZM134 166V167H133ZM12 167V168H11ZM33 167H34V169H33ZM44 167H46V169L44 168ZM56 168V169H54V168ZM78 168V171H77V168ZM84 169V172H83V169ZM100 167H102V169L100 168ZM2 168L4 169V170H2ZM7 168H10L9 170L7 169ZM31 168H32V170H31ZM37 168V169H36ZM49 168H50V170H49ZM62 168V169H61ZM79 168H81V169H79ZM86 168H88V171H87V169ZM100 168V169H99ZM125 168V169H124ZM133 168V169H132ZM12 169L14 170V171H12ZM23 169H25V170H23ZM37 170V171H35L34 172V170ZM43 169H44V172H43ZM56 170V171H54V170ZM65 169V170H64ZM66 169H72L71 171H73L72 173L68 170V171H66ZM74 169H76V170H74ZM90 169V170H89ZM107 169V170H106ZM132 169V170H131ZM27 170V171H26ZM46 170H49V172L47 171L46 172ZM52 170L54 171V172H52ZM106 170V171H105ZM118 170H119V172H118ZM128 170V171H127ZM8 171V172H7ZM9 171H11V172H9ZM17 171H20V172H17ZM23 171H25V172H23ZM61 171H63V172H61ZM64 171L67 173H64ZM125 171V172H124ZM28 172V173H27ZM90 172V173H89ZM98 172V173H97ZM112 172V174H110ZM6 173V174H5ZM25 173V174H24ZM37 173V174H36ZM84 173V174H85ZM104 173V174H105ZM122 173V174H121ZM1 174V173H0ZM22 174H24V175H22ZM27 174V175H26ZM39 174V175H38ZM42 174V175H41ZM49 174V175H48ZM63 174H64V176H65V178L63 177H61V176H63ZM20 175H21V179H20ZM49 176V178L47 177V176ZM53 175H56V176H58V177H60V178H58V179H60V181H62L63 183H68L67 185L65 184H61L60 183V181L57 179V177L56 176H53ZM18 176V177H17ZM26 176V177H25ZM44 176H46L45 177V179H44ZM15 177H17V181L15 180ZM22 177H24V181L26 182V180H27V182L26 183H24L23 182V178ZM27 177H29V178H27ZM38 177V178H37ZM52 177H54V178H52ZM55 177H56V180H53V179H55ZM122 177V176H121ZM30 178H32V179H30ZM41 178V179H40ZM52 179V181H51V179ZM67 178V179H66ZM102 178V177H101ZM101 178H99V179H101ZM29 179V180H28ZM38 179V180H37ZM47 179H50V180H47ZM66 179V180H65ZM18 180H20V182L18 181ZM31 180H35L36 182H37V184H32V181ZM40 180V181H39ZM41 180H42V183H41ZM64 180V181H63ZM44 181V182H43ZM55 181V182H54ZM19 182V183H18ZM35 182V183H36ZM25 185H23V184ZM33 183H34V181H33ZM21 185V186H23V187H19V185ZM27 184H28V186H27ZM30 184V185H29ZM16 185H18V186H16ZM39 185H37V186H39ZM25 187H27V188H25ZM19 189H17V190H19ZM19 190V191H20ZM23 190H21V192L23 191ZM264 195H262V198H264L263 197ZM232 200V203H233V201H234V199H233V197H232V199H230V200H227V202L225 203V205H224V207H223V211L225 210V211H227L228 210V212H230V213H233V210H232V203H230V201ZM222 211V212H223ZM221 216H223V215H220V217ZM256 223H254L253 225H255ZM257 235L258 236H256V240H258V239H260L261 238V235H259V233H257ZM258 237V238H257Z\"/></svg>",
	"mask_w": 264,
	"mask_h": 264
}]
</instances>
